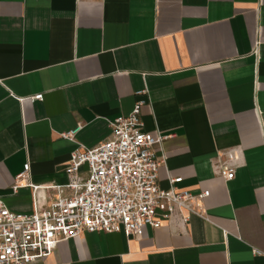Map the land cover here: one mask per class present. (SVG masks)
Returning a JSON list of instances; mask_svg holds the SVG:
<instances>
[{"label":"crops","instance_id":"crops-1","mask_svg":"<svg viewBox=\"0 0 264 264\" xmlns=\"http://www.w3.org/2000/svg\"><path fill=\"white\" fill-rule=\"evenodd\" d=\"M138 100L142 130L166 136L159 186L181 176L179 188L208 190L205 217L137 237L83 231L33 264H264V0H0V196L11 211L33 212L68 181L70 152L104 141L107 120ZM79 125L74 141L59 136ZM223 162L236 164L233 179L217 173Z\"/></svg>","mask_w":264,"mask_h":264},{"label":"built area","instance_id":"built-area-1","mask_svg":"<svg viewBox=\"0 0 264 264\" xmlns=\"http://www.w3.org/2000/svg\"><path fill=\"white\" fill-rule=\"evenodd\" d=\"M42 97L39 92L30 99ZM143 104L138 100L127 114L108 119L110 133L104 141L93 147L78 144L69 154L68 181L52 185L48 196L36 200L33 212L11 211L0 196V264L39 262L55 250L58 240L83 231L122 230L137 237L145 226L157 228L163 220L178 217L187 223L190 214L205 217L203 200L208 190L193 193L179 188L181 176H167L168 187L159 186L162 160L157 159L155 147L166 136L142 130ZM80 128L59 136L74 141ZM235 168L232 162L216 165L225 180L234 178ZM28 170L26 162L16 178H25ZM158 208L164 212L158 214Z\"/></svg>","mask_w":264,"mask_h":264}]
</instances>
